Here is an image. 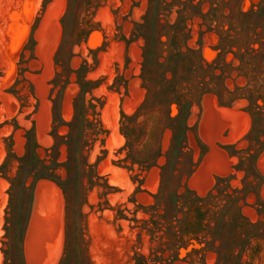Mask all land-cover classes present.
I'll list each match as a JSON object with an SVG mask.
<instances>
[{
	"label": "rangeland",
	"instance_id": "obj_1",
	"mask_svg": "<svg viewBox=\"0 0 264 264\" xmlns=\"http://www.w3.org/2000/svg\"><path fill=\"white\" fill-rule=\"evenodd\" d=\"M260 141L264 0H0V264H264Z\"/></svg>",
	"mask_w": 264,
	"mask_h": 264
},
{
	"label": "trees",
	"instance_id": "obj_2",
	"mask_svg": "<svg viewBox=\"0 0 264 264\" xmlns=\"http://www.w3.org/2000/svg\"><path fill=\"white\" fill-rule=\"evenodd\" d=\"M187 51L188 52H193L191 49L187 48ZM219 55V54H218ZM230 65V64H229ZM196 68V67H195ZM219 68L220 69V73L219 74H216L214 73V70ZM197 73H198V76L201 77V79L203 80L202 83H205L206 80H204V78L207 76V71L208 69L210 70V75H214L216 77H220V76H223L224 73L226 72L223 65H220V63L218 62V56L211 62V63H207L206 66H203L202 64H199L197 65ZM171 72V76L167 79L166 78V73L167 72ZM182 75H179L177 70L175 69H171V67H168L166 69H164L163 71V77L165 78L166 81H168V83H170V90H171V95H173L172 99H171V102L175 103L177 105V110H178V113L176 114V116L174 117H171L169 116V113L166 115V119L169 121V122H173L175 121V119H177V115H179L180 111H181V108H182V104L184 103V93H182L181 89H183V87H180V84L181 82H185L182 81V79L180 78ZM218 96V100L220 103H230L232 102L234 99L236 98H239V97H245L247 98L250 102H252V98L250 97V95H241L242 93H237L235 91H233L231 97H229L226 101H224V99H222L223 97H221V95L217 92H215ZM246 110L249 111L250 113V127L247 131V133L245 134V138L247 139L248 141V146L244 149H240V150H232L229 152V155L230 156H236L238 159L236 161V163H234L232 165V167L235 169V170H243L244 168L242 167V165L244 163H246V161H249L252 154L250 153V150L253 148V145H251V135L254 131V129H257L258 130V133L257 134H260V135H263V132H261L262 129H259V128H262V124L261 123H256V118H258L259 120H263L261 113H259L257 116L254 114V112L250 111V106H246ZM169 112V111H168ZM166 127H169L172 129V136H171V143H170V147L171 145H173V141L175 139V135L177 134L178 132V129L176 127H173L172 125H166ZM260 132V133H259ZM59 136V135H58ZM258 140H259V137H258ZM264 145V143L262 141H260V147H262ZM230 146H233V145H230ZM259 147V148H260ZM253 172L250 174V175H255L257 172L256 168L254 167V165L251 167ZM247 176V175H246ZM39 177H46V178H49V174L48 173H43V174H39L37 178ZM225 180L223 178H217L215 183L212 185V187L208 190L207 194L204 196V197H201V196H198L196 195V197L198 198V200H201V198H206L207 196H213L215 197L216 195L219 196V195H222V196H226L227 198H231V193L232 192H228L227 191V188L228 187H231L230 185H228L227 183L224 182ZM213 189H215L217 191V194H214L212 193ZM232 191L234 190V188H231ZM224 194V195H223ZM225 222V221H224Z\"/></svg>",
	"mask_w": 264,
	"mask_h": 264
},
{
	"label": "bare ground",
	"instance_id": "obj_3",
	"mask_svg": "<svg viewBox=\"0 0 264 264\" xmlns=\"http://www.w3.org/2000/svg\"><path fill=\"white\" fill-rule=\"evenodd\" d=\"M55 7H56V5H55ZM61 7H62V6H61ZM59 8H60V7H59ZM55 9H57V8H55ZM55 13H56V12H55ZM51 24H52V23H51ZM51 24H50V25H51ZM56 28H57V27H56ZM57 34H58V33H57ZM49 46H50V45H49ZM49 51H50V50H49ZM214 160H215V159H214ZM200 189H201V188H200Z\"/></svg>",
	"mask_w": 264,
	"mask_h": 264
}]
</instances>
